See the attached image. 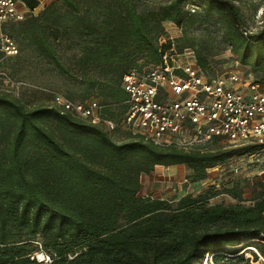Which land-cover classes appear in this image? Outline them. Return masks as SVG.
Here are the masks:
<instances>
[{
	"label": "trees",
	"instance_id": "trees-1",
	"mask_svg": "<svg viewBox=\"0 0 264 264\" xmlns=\"http://www.w3.org/2000/svg\"><path fill=\"white\" fill-rule=\"evenodd\" d=\"M21 1L30 10L36 6L34 0ZM144 1L57 0L39 16L17 22L19 33L67 75L50 40L76 39L83 70L98 66L106 78L84 75L98 98L87 94L78 101L108 106L106 118H114L109 108L125 100L122 76L160 62L163 22L182 28L197 21L220 23L236 60L255 73L264 71V33L248 34L231 1L172 0L140 12ZM175 45L178 51L190 47L197 65L213 73L203 48ZM232 154L161 147L130 133L116 142L102 126L54 105L26 109L0 94V264L34 263L30 258L38 246L30 237L37 236L50 264H195L207 253L218 262L234 258L243 237L258 239L252 246L264 255V196L246 206L208 204L211 194L176 202L139 195L140 176L156 166L185 165L198 180ZM10 226L25 229L29 238L11 241Z\"/></svg>",
	"mask_w": 264,
	"mask_h": 264
},
{
	"label": "rangeland",
	"instance_id": "rangeland-1",
	"mask_svg": "<svg viewBox=\"0 0 264 264\" xmlns=\"http://www.w3.org/2000/svg\"><path fill=\"white\" fill-rule=\"evenodd\" d=\"M57 0H34L35 8L30 10L23 1L21 8L25 11V20L30 17L39 16L43 8ZM172 0H145L138 6L140 12L155 9L165 5ZM197 3L199 0H195ZM238 9L247 28V33L257 36L264 33V0H229ZM196 3V4H197ZM199 10V8L197 9ZM41 23H45L41 20ZM20 23H5L0 26V94L7 95L17 100L26 109L38 106H53L52 95L60 94L66 98L80 100L83 96L90 94L98 98V90L89 88L84 82L87 78L97 79L99 82L106 80L104 72L98 66H86L82 68L81 53L79 46L73 44L74 39H61L52 42V48L59 62L69 71L70 75L63 73L56 67L52 58L45 52H41L32 44L29 37H23L20 31ZM164 33L174 39L177 45L191 42L195 48H203L205 59L212 66L213 73L238 71L245 78H250L264 84V71L255 73L250 67L241 65L236 56L230 52L223 36V27L213 20L197 21L190 25L177 27L171 22H163ZM19 33V34H18ZM8 37L17 47L15 55H7L3 51V39ZM190 49V47H188ZM142 60L138 62L141 63ZM212 73V74H213ZM255 81V82H256ZM111 112L118 113L121 108L114 107ZM112 139L121 142L129 135L128 131L118 129L109 132ZM250 147L251 150H246ZM253 148V149H252ZM206 150L217 152H233L225 163H216L206 170L205 177L194 180L192 171L185 165L170 167L156 166L148 174H142L140 181V196H149L152 199L176 202L184 196H208V204L223 203L234 205L237 203L246 206L253 204L264 196V151H258V155L250 157L249 153L256 151L255 146H224L208 144ZM233 193L237 195L234 196ZM10 240L29 238L25 236V229L10 226ZM31 241L41 248L40 237H30ZM253 241L258 239H246L234 247L239 253L234 258L228 255L223 260L214 262L208 256L202 257L195 264H246L251 258L254 259L259 251L252 246ZM40 244V245H39ZM37 251V252H38ZM35 254V253H34ZM256 254V255H255ZM260 254V253H259ZM264 259V255H261ZM34 257V255H33ZM207 258V261H205ZM32 257L30 258V260ZM205 259V260H204ZM34 263L38 264L35 260ZM206 262V263H205ZM212 262V263H211Z\"/></svg>",
	"mask_w": 264,
	"mask_h": 264
},
{
	"label": "built area",
	"instance_id": "built-area-1",
	"mask_svg": "<svg viewBox=\"0 0 264 264\" xmlns=\"http://www.w3.org/2000/svg\"><path fill=\"white\" fill-rule=\"evenodd\" d=\"M21 4L20 0H0V26L24 20ZM189 10L194 11L192 7ZM157 44L161 56L158 64L134 68L122 76L126 97L117 106L122 107L121 114L106 118L102 114L108 106L98 100L80 102L60 94L52 95L53 105L109 132L120 128L161 147L190 151L205 150L208 144L255 146L250 157L264 151V84L238 71L207 74L197 65L193 50L178 51L166 33ZM2 48L7 55L17 53L8 37L3 39ZM256 254L257 258L246 264H264L262 256ZM32 258L38 264L51 262L50 255L41 250Z\"/></svg>",
	"mask_w": 264,
	"mask_h": 264
},
{
	"label": "crops",
	"instance_id": "crops-1",
	"mask_svg": "<svg viewBox=\"0 0 264 264\" xmlns=\"http://www.w3.org/2000/svg\"><path fill=\"white\" fill-rule=\"evenodd\" d=\"M23 9V8H22Z\"/></svg>",
	"mask_w": 264,
	"mask_h": 264
}]
</instances>
